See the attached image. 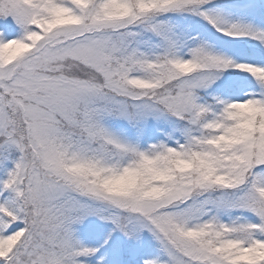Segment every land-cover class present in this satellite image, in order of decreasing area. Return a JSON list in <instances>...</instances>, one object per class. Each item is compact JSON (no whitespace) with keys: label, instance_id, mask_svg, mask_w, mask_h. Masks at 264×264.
<instances>
[{"label":"snow or ice","instance_id":"6c2138e0","mask_svg":"<svg viewBox=\"0 0 264 264\" xmlns=\"http://www.w3.org/2000/svg\"><path fill=\"white\" fill-rule=\"evenodd\" d=\"M0 264H264V0H0Z\"/></svg>","mask_w":264,"mask_h":264}]
</instances>
